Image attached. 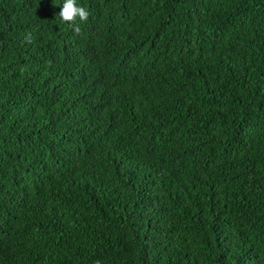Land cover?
Wrapping results in <instances>:
<instances>
[{"label":"trees","instance_id":"obj_1","mask_svg":"<svg viewBox=\"0 0 264 264\" xmlns=\"http://www.w3.org/2000/svg\"><path fill=\"white\" fill-rule=\"evenodd\" d=\"M0 0V264H264V0Z\"/></svg>","mask_w":264,"mask_h":264},{"label":"clouds","instance_id":"obj_2","mask_svg":"<svg viewBox=\"0 0 264 264\" xmlns=\"http://www.w3.org/2000/svg\"><path fill=\"white\" fill-rule=\"evenodd\" d=\"M59 19L76 33L81 31V25L89 18V10L78 3V0H62L59 5Z\"/></svg>","mask_w":264,"mask_h":264}]
</instances>
